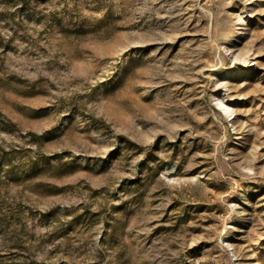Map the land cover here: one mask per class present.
I'll use <instances>...</instances> for the list:
<instances>
[{
	"label": "rangeland",
	"instance_id": "rangeland-1",
	"mask_svg": "<svg viewBox=\"0 0 264 264\" xmlns=\"http://www.w3.org/2000/svg\"><path fill=\"white\" fill-rule=\"evenodd\" d=\"M0 264H264V0H0Z\"/></svg>",
	"mask_w": 264,
	"mask_h": 264
}]
</instances>
